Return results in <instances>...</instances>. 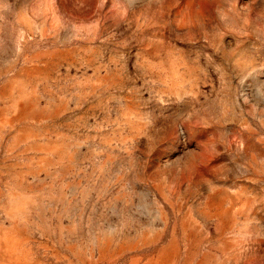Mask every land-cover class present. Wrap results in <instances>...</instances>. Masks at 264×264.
Returning <instances> with one entry per match:
<instances>
[{
  "label": "rangeland",
  "instance_id": "374dc122",
  "mask_svg": "<svg viewBox=\"0 0 264 264\" xmlns=\"http://www.w3.org/2000/svg\"><path fill=\"white\" fill-rule=\"evenodd\" d=\"M0 264H264V0H0Z\"/></svg>",
  "mask_w": 264,
  "mask_h": 264
}]
</instances>
